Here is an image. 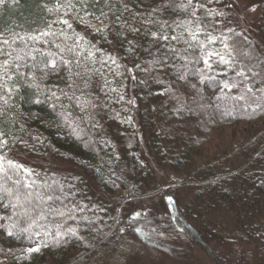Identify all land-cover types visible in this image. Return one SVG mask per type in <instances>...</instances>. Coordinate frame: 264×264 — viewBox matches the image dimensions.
I'll list each match as a JSON object with an SVG mask.
<instances>
[{"label": "trees", "instance_id": "1", "mask_svg": "<svg viewBox=\"0 0 264 264\" xmlns=\"http://www.w3.org/2000/svg\"><path fill=\"white\" fill-rule=\"evenodd\" d=\"M128 2L136 13L150 12L159 5L157 18L173 27V22L180 18L178 10H165L167 0ZM44 3L49 0H3L0 4V32L7 35L14 31L24 35L43 27L41 18L47 15L42 11ZM122 21L125 22L123 28L117 24L110 26L106 39L103 34L91 30L85 33L100 49L96 53L97 60L111 54L121 65L116 68L110 62L97 63L95 67L102 75H84L83 79L89 81L87 88L83 86V79L76 78L80 85L75 90L76 96L83 93L95 107L89 106L81 111L61 97L60 103L83 129L80 137L63 120L59 103L53 111L47 102H26L31 91L26 89L21 90L23 99L14 98L18 107L9 112L16 123L5 122L2 127L18 141L26 142L27 146L17 142L7 154L14 160L20 155L37 160L34 166H25L34 169L33 179L38 186L51 185L60 199L48 201L43 206L46 219L39 220V210L33 213L38 224L33 225L31 231L40 232V235L33 236L31 241L27 232L19 237L8 236L6 230L0 228V261L3 264H53L50 255L63 250L80 251L71 256L68 264H94L99 253L112 260L109 256L117 257L113 250L127 251L129 239L127 233H123L127 225L133 226V232L145 244L154 240L162 249L163 240L180 233L207 255H214L212 248L231 250L230 247L234 248L240 242L264 254V108L253 111L256 103L250 94L246 100L238 98L244 94L243 85L231 91L223 89L226 79L231 82L240 78L235 76L234 70L217 66L216 58L211 61L213 69L208 71L202 61L194 62L199 53L190 52L189 60L193 63L185 67L186 61L173 56L163 46L167 42L153 43L151 37L144 35L145 28L141 27L139 18L133 19L132 13H124ZM229 21V26L235 27L231 15ZM129 25L140 27L141 31L132 33L128 31ZM74 27L85 32L84 25L74 23ZM148 27L156 31V26ZM178 31L169 29L167 34L174 35ZM224 31L225 35H231L226 29ZM258 31L264 38V10ZM248 40L262 54L258 44ZM171 44L184 54L182 43L172 41ZM130 47L132 51H129ZM212 47L222 50L219 43ZM165 54L166 60L162 59ZM154 60H161L165 66L152 63ZM87 67L91 69L93 65ZM198 69H205L206 76L212 79L202 81ZM78 70L84 73L83 67ZM117 72L120 75H116ZM182 74L186 79H180ZM65 75L60 73V77ZM158 80L164 83H157ZM45 83L49 87L58 85L72 94L64 80L56 75L50 76ZM165 88H170L171 92L165 93ZM121 95L123 100L119 99ZM129 100L135 103L129 104ZM129 117L131 123L121 122ZM228 129L238 130L236 135L239 137L231 144L232 148L214 160L199 162L195 149L201 148L205 137ZM143 142L161 174L184 177L183 181L177 180L173 188L176 193H183L182 200L186 204L181 212L177 206L179 201L167 193L152 168L143 161L140 151ZM48 159L68 162L76 169L74 172L57 171L50 164L43 163ZM82 173H89L94 183H89ZM169 196L172 197L168 202L171 221L155 215L129 221V210L133 206L145 204L150 199L164 198L167 201ZM47 205H51L52 212L47 211ZM56 209L65 215H58ZM8 214L10 212L0 209V215ZM14 219L19 221L18 229L29 227L26 218ZM10 223L0 220L3 225ZM58 225L63 226L61 232L77 227L79 236L57 237ZM57 240L61 242L57 243ZM42 242L48 246L44 247ZM38 246L39 252L26 251ZM232 255L228 254V257ZM214 258L218 260L216 256Z\"/></svg>", "mask_w": 264, "mask_h": 264}, {"label": "snow or ice", "instance_id": "2", "mask_svg": "<svg viewBox=\"0 0 264 264\" xmlns=\"http://www.w3.org/2000/svg\"><path fill=\"white\" fill-rule=\"evenodd\" d=\"M2 3L3 0H0V4ZM49 3L42 5V11L47 14L41 18L43 27L24 35L14 31L7 35L0 32V209L10 212L8 215H0V220L12 222L9 225L0 224V228L5 229L8 236L19 237L27 232L30 241L33 236H39L40 232L31 231L33 225L38 224L33 213H37L39 210V220L46 219L43 206L48 201L59 200L60 197L55 194L51 185L38 186L36 184L33 179L34 169L26 167L7 154L17 142L22 141H18L17 137L6 133L2 125L5 122L16 123L9 110L18 107L13 102L14 98L23 99L21 90L26 89L31 90L29 100L26 102L33 104L47 102L53 111L56 110L59 103L62 109L60 115L63 120L72 127L73 133L77 137L81 136L83 129H80L79 124L74 121L72 113L60 103L61 97L67 99L70 104L78 106L81 111L89 106L95 107L83 93L81 96H76L75 90L80 88L76 78L83 79L84 75L93 73L102 75L101 70L95 67L97 63L104 65L110 62L116 68L121 67L117 58L111 54H105V59L97 60L96 53L100 49L88 39L85 34L88 30L103 34L106 39L110 26L117 24L123 28L125 23L122 21L123 14L132 13L133 19L141 20V27L145 28L144 35L151 37L153 43L167 42L163 46L167 47L173 56L186 61L185 67L193 63L192 60H189L188 55L191 52L199 53L194 57V62L198 64L202 61L208 71L213 69V63H211L213 58H216L217 66L224 65L226 69L234 70L235 76L240 79L238 81L233 79L231 82L226 79L223 89L231 91L233 88L243 85L244 94L238 98L246 100L250 94L253 102L256 103V108L253 111L264 108V54L252 47L251 41L247 36H244L243 32H237L235 27L229 26L230 15L240 20L243 18V13H255L256 4L249 7L247 0H167L165 10L170 8L178 10L180 13V18L173 22L175 25L173 27L167 21H160L157 18L160 11L159 5L150 12L136 13L130 7L128 0H49ZM261 4L264 5V0H261ZM74 23L84 25L85 32L77 31ZM149 25L156 26V31L150 30ZM169 29L172 32H176L177 29L179 31L177 34L170 35L167 34ZM225 29L231 35H225ZM128 31L139 33L141 28L129 25ZM118 35L122 34L118 33ZM235 37H243V39H235ZM172 41L185 46L184 54H181L180 50L171 44ZM129 43L132 44V42ZM218 43L222 45V50L212 47ZM44 45L47 47L45 48ZM129 51H132L131 47ZM162 59L166 60L167 54ZM152 63L160 67L165 66L161 60H154ZM88 64L93 67L89 69ZM81 67L84 68V73L78 70ZM61 72L66 75L60 77ZM198 74L202 81L212 79V77L206 76L205 69H198ZM226 74L225 72L224 75ZM52 75L63 79L67 88L72 90V94L69 95L68 91L55 84L49 87L45 81ZM116 75H120V73L117 72ZM180 79H186V76L182 74ZM157 83L163 84L164 82L158 80ZM107 84L108 82L105 81L106 87ZM83 86L89 87L87 79H83ZM110 90L117 91L116 89ZM164 92L169 93L171 89L165 88ZM119 99L123 100V95ZM128 103L133 104L135 101L129 100ZM117 118H119V114H117ZM121 122L131 123V118ZM22 143L27 146L26 142ZM41 188L47 189V191L41 190ZM168 200L171 202L172 197L169 196ZM47 211H53L51 205H47ZM55 211L60 216L65 215L59 209ZM14 217L26 218L29 227L18 229L19 221ZM69 218L75 219V216ZM62 227V225L57 226V237L79 236L77 227H69L66 231L61 232ZM47 235H51V233H47ZM59 242L61 241L57 240V243ZM42 245L48 246L46 242H42ZM26 251L28 253L39 252L40 247L28 248ZM0 264L3 262L0 261Z\"/></svg>", "mask_w": 264, "mask_h": 264}, {"label": "rangeland", "instance_id": "3", "mask_svg": "<svg viewBox=\"0 0 264 264\" xmlns=\"http://www.w3.org/2000/svg\"><path fill=\"white\" fill-rule=\"evenodd\" d=\"M247 3L249 7H251L253 4H256V12L243 13V18L240 20H237L232 16L233 22L236 29L239 32H243L244 35L252 41H255L258 44L262 54H264V38L258 34V24L262 19L264 5L261 4V0H247ZM237 132V129H228L219 130L216 133H210L207 135L205 137L206 140L201 148L195 149L197 160L199 162L205 163L209 160H214L220 155H224V151H228L231 147V144H234L237 137H239L236 135ZM140 151L142 153V158L144 159L143 161L149 164L153 170V173L156 174L155 176L157 177L158 181L161 183V185L165 186L166 191L168 190L167 193L171 194L172 196L174 195L175 199L179 201L177 206L181 212L182 209L185 208L184 205L186 204L182 200L183 193H176L173 188L176 187L175 182L177 180L183 181L184 177L171 173L170 175L161 174V171H159L158 168L153 165L150 151L144 142L140 147ZM15 160H18L20 163L26 166H34V161H37L29 159L25 155H20V158L15 157ZM43 163L45 165L47 163L50 164L55 170L60 172H74L76 169L72 164L56 159L44 160ZM82 175L85 176L89 183H94L89 173H82ZM168 202L169 200L166 201L164 198H158L156 200L150 199L146 201L145 204L141 203L140 206H133L129 210V221L131 218H145L152 215L161 216L162 218L167 217L171 221L172 213H170L171 209H168ZM137 213H139V215H137ZM132 227L127 225L123 230V233H127V238L129 239L127 242L126 252L124 250L120 251L123 253H119L118 251L113 250V252L117 254V257L110 258L109 256V259L112 260H107L108 256L105 257V255L102 253H99L94 264H264V254H259L254 251L255 247L253 246H243L241 242L237 243L234 248L230 247L231 250L227 248L222 249L221 247H218L217 249L212 248L214 255H207L198 246L192 243L185 235L177 233V235H170L165 241L163 240L164 249H162L155 245L156 243L154 240H152L151 244L149 245L145 244L144 241L133 232ZM79 252L80 251L77 250H63L50 256L53 260V264H68L71 256L74 254L78 255ZM108 253L110 254V252ZM228 254L229 256L232 254L233 255L228 257ZM243 254L248 256L243 258L244 256H241ZM215 256L218 260L214 258ZM220 258L222 259L223 263L221 260H219ZM38 259L40 258L38 257L37 260Z\"/></svg>", "mask_w": 264, "mask_h": 264}]
</instances>
